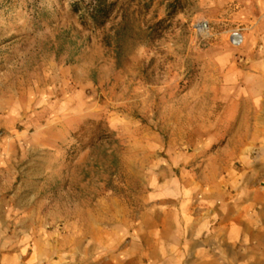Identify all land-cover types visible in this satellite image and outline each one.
<instances>
[{
    "label": "rangeland",
    "instance_id": "1",
    "mask_svg": "<svg viewBox=\"0 0 264 264\" xmlns=\"http://www.w3.org/2000/svg\"><path fill=\"white\" fill-rule=\"evenodd\" d=\"M109 1L0 0V264H157L237 145L264 171V0Z\"/></svg>",
    "mask_w": 264,
    "mask_h": 264
},
{
    "label": "crops",
    "instance_id": "2",
    "mask_svg": "<svg viewBox=\"0 0 264 264\" xmlns=\"http://www.w3.org/2000/svg\"><path fill=\"white\" fill-rule=\"evenodd\" d=\"M256 147L234 148L238 160L242 156L257 164L254 171L224 175L223 180L212 176L209 192L201 199L178 198L171 203L160 220L161 236L154 239L157 264H264V171L259 166L263 161L246 153Z\"/></svg>",
    "mask_w": 264,
    "mask_h": 264
},
{
    "label": "trees",
    "instance_id": "3",
    "mask_svg": "<svg viewBox=\"0 0 264 264\" xmlns=\"http://www.w3.org/2000/svg\"><path fill=\"white\" fill-rule=\"evenodd\" d=\"M93 1L94 2L92 8L89 9L90 10L89 16L92 18L94 23L96 22L102 24L105 22L110 12L112 11L115 2L114 1L110 2L109 0H93ZM76 8H78V6H76Z\"/></svg>",
    "mask_w": 264,
    "mask_h": 264
},
{
    "label": "water",
    "instance_id": "4",
    "mask_svg": "<svg viewBox=\"0 0 264 264\" xmlns=\"http://www.w3.org/2000/svg\"><path fill=\"white\" fill-rule=\"evenodd\" d=\"M238 38H240V37H239V34L237 32L232 35V41L233 42H235V43L238 42L240 40Z\"/></svg>",
    "mask_w": 264,
    "mask_h": 264
},
{
    "label": "bare ground",
    "instance_id": "5",
    "mask_svg": "<svg viewBox=\"0 0 264 264\" xmlns=\"http://www.w3.org/2000/svg\"><path fill=\"white\" fill-rule=\"evenodd\" d=\"M239 37H240V38H238V39H241V37H243V36L239 35Z\"/></svg>",
    "mask_w": 264,
    "mask_h": 264
}]
</instances>
